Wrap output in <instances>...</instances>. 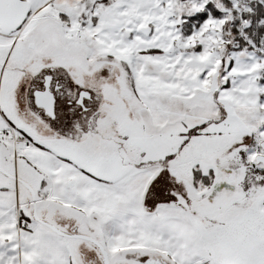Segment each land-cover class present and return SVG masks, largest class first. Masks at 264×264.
<instances>
[{
    "label": "rangeland",
    "instance_id": "374dc122",
    "mask_svg": "<svg viewBox=\"0 0 264 264\" xmlns=\"http://www.w3.org/2000/svg\"><path fill=\"white\" fill-rule=\"evenodd\" d=\"M63 3H54L44 13L32 15L30 11L15 33L20 37L31 31L26 52L39 48L33 30L50 25L68 30L62 42L70 46L71 53L78 52L81 44L86 49L81 52L91 53L96 63L97 55L110 54V102L106 98L99 103L88 124L65 120V109L57 119L43 124L35 110L28 111L27 83H21L17 93L26 94V111L37 122L34 129L24 132L34 148L18 156L0 138V167L14 174L19 160L31 164L29 177H34L32 185L41 204L38 210L46 208L52 220L58 216L56 225L64 230L65 224L57 220L72 217L80 233L104 245L112 263L132 264L145 257V251L115 249L111 236L119 228L144 229L148 226L144 216L149 213L150 221L165 224L161 229L167 228L172 237L171 242L170 237H152L149 246L157 255L173 261L170 250L178 245L189 258L203 257L195 264L245 260L264 264V217H259L264 215V166L255 162L256 149L264 142V10L260 15L253 12L257 3L264 9V0ZM200 10L210 16L184 35L182 22ZM75 28L83 29L76 33ZM87 34L89 38H78ZM54 52L51 60L74 59L64 47ZM4 57L0 55V60ZM19 65L11 58L9 71L0 67V130L7 123L19 128L4 118L9 116L5 76L16 80L14 67ZM29 66L36 68L34 62ZM100 95L105 97L98 92V101ZM19 106L21 110L25 107L23 103ZM56 137L61 141L51 142ZM63 138H75V148L79 145L108 158L92 162L94 171L105 176L91 175L68 160L73 158V144ZM196 170L207 174L209 183L203 177L195 178ZM1 182L11 180L0 172ZM55 184L69 194L59 188L52 192ZM20 192L29 200L28 208L17 206V195H8L9 205L14 201L15 215L19 210L32 217L30 192L25 186H20ZM97 196H109L105 200L114 199V206L101 209ZM29 221L27 228L36 225ZM68 244L74 264H104L92 242L68 238ZM132 248L142 250L141 246Z\"/></svg>",
    "mask_w": 264,
    "mask_h": 264
},
{
    "label": "flooded vegetation",
    "instance_id": "af4514ba",
    "mask_svg": "<svg viewBox=\"0 0 264 264\" xmlns=\"http://www.w3.org/2000/svg\"><path fill=\"white\" fill-rule=\"evenodd\" d=\"M19 28H22V26ZM75 29L76 33H78L83 28ZM65 31L68 30L65 29L64 31H61L59 28H50V25L46 26L45 30H33L31 35L40 44L39 48H32L29 52H26V40L29 37V32L31 31H28V34L25 32L20 37L18 33H14L15 43L11 47V50L3 52L0 49V55L3 57L5 56L4 60H0V67L3 71H9L8 61L11 58L17 59L20 62L19 66L14 67V69L18 70L16 80L15 76H8L7 78L5 76L6 88L4 89V101L6 103V108L9 111V116L6 115L4 118L6 121L14 123L25 131L27 128L34 129L37 122L32 121L30 116L34 117V115H31L30 112L28 113L26 111V94L22 93L21 95H18L17 93V86L21 83L24 85L27 83V102L30 106L27 108L29 109L28 111H31V109L35 110V114L43 124H47V121L50 119H57L58 112H60L61 109H65V111H63L65 120L72 118L74 120L73 123H82L85 121V123L87 122L88 124L90 123L92 117H94L96 110L99 108V103H102L106 100V98H108V100L110 99V86L107 85L111 77L112 62L110 61V54L105 55L101 53L97 55L98 57L96 63L95 57H90L91 53L86 51L81 52L85 49L81 44L78 45V52L71 53V51H69L71 50L70 46H67V43L63 44L62 42V40H65L67 37ZM88 31L91 32L90 30ZM59 32H61V34ZM84 36L89 38L88 34L79 35L78 38L82 39ZM15 45H17V48L12 53ZM62 47L68 50L69 55L74 56L73 60H69L68 58H65L64 60L63 58H58L56 61L51 60V56L55 55L54 51L59 48L61 49ZM92 51L97 53L94 48H92ZM32 62L36 64L35 69H32L29 66ZM26 70H28L29 73H26L25 75ZM3 79L4 77L2 78V81ZM98 92L105 94V97L100 95L99 101L97 99ZM21 103L25 105L23 110H21L19 106ZM96 103L99 105L95 108L94 104ZM50 105L53 110H50ZM65 140L73 144V151L70 152L73 158L68 160L75 161L80 168L82 167L83 169H87L91 172V170H94L92 162L99 161L100 159H107L105 157H97L82 147L80 148L79 145V147L76 146L77 148H75V144L73 143V140H77L75 138ZM58 141H61V139L58 140L57 137L54 138V140L51 139V142L58 143ZM57 143L56 147L60 150ZM59 143V145H61L62 142ZM65 149L68 151V148ZM19 164L20 167H22V173L16 171V174L23 178L27 183L33 184L34 177H29V173H31V175L33 173L29 170L30 165L28 162L25 165L24 163H19L18 161L17 165ZM26 166H28V168ZM24 171H26V176L24 175L25 173H23ZM70 180L71 179L68 180V184ZM38 206H41V204H38L37 201V211H39ZM46 210V208L44 210H40L38 212L39 215L42 218L56 223V220L54 219H56V217L58 218V216H53L54 219L52 220L47 216ZM60 222L65 224L67 232L80 231L78 225L72 218L58 219L57 223ZM153 253L154 252L152 251L147 252L142 260L136 261L132 264H176L175 262L160 256V254L157 255ZM99 255L102 257L101 253H99ZM93 259L94 257L90 260L93 261ZM110 264L116 263H112V261H110Z\"/></svg>",
    "mask_w": 264,
    "mask_h": 264
},
{
    "label": "crops",
    "instance_id": "0c3cea01",
    "mask_svg": "<svg viewBox=\"0 0 264 264\" xmlns=\"http://www.w3.org/2000/svg\"><path fill=\"white\" fill-rule=\"evenodd\" d=\"M29 1L31 3L30 11L32 12V15L36 13H44V11L47 12L46 10L56 2L63 3L62 0ZM74 1L75 0H65L63 5L71 6ZM14 40L15 34H7L0 30V49L3 52L11 50V47L15 43ZM1 142L5 143L3 140H1ZM20 155L21 153L18 154V156ZM19 163L23 162L19 160ZM21 169L22 167H20V164L17 165L16 170L22 172ZM23 173L26 174V171ZM70 178L71 177H69V179ZM65 179L66 175L63 177V180ZM9 180H11L10 183H0V264H74L73 256L68 244V238H64L40 224L27 228L26 217L24 216L25 213L18 210L17 215L14 214V211L16 210L13 207L14 201H12L9 205L11 196H18L17 200L19 203L17 206L20 208H26L29 200L26 198L24 193L20 192V186L22 185L15 180ZM58 188L59 190H63L62 194H69L66 189L58 187L56 184L53 191H51L55 193ZM9 194L11 196H8ZM109 196H97L95 201H97V204L101 209L109 210L111 206H114L112 202L114 199L105 200ZM101 199L102 201L99 202ZM9 210H11L10 213L8 212ZM119 212L121 213L119 220L123 221L124 215L121 210H119ZM147 215L150 214L147 213ZM147 215L145 214L144 221H147L146 224L148 226L144 229L122 230L119 228V230H117L118 232L111 236V238H113L112 241L115 249H120L119 251L121 252H131L135 250L145 251L146 253L151 251L153 252L155 249H150L149 245L151 244L152 237L154 235H160L161 239L163 238L165 240L170 237L168 241L171 242L172 237L169 230L167 228L161 229V225L165 226V224L157 225L155 221H150V218L147 217ZM136 232H138V234H136ZM133 246H141L142 250L141 248H132ZM171 248L172 250L170 251L174 254L172 255L173 262L176 264H192L203 258L202 256L191 258L187 257L188 255L186 254L185 249L178 247V245L172 246Z\"/></svg>",
    "mask_w": 264,
    "mask_h": 264
},
{
    "label": "water",
    "instance_id": "95a60500",
    "mask_svg": "<svg viewBox=\"0 0 264 264\" xmlns=\"http://www.w3.org/2000/svg\"><path fill=\"white\" fill-rule=\"evenodd\" d=\"M29 11H30V1L28 0H0V29L5 33H12L18 30L19 27H21L25 22L29 14ZM50 110H53L51 105H50ZM262 146L264 148V142H262ZM255 162L258 164H262L264 166V154L257 155L255 157ZM0 172L6 175L7 177L23 184L29 190L33 202L32 216L36 222H39L40 224L50 228L52 231H54L56 234L62 237L80 238L92 242L100 250L104 264H110L108 251L99 240L84 233L67 232L61 229L60 227H58L57 225L53 224L52 222L42 218L37 211V199L34 188L21 177L12 174L10 172H7L1 167H0Z\"/></svg>",
    "mask_w": 264,
    "mask_h": 264
},
{
    "label": "trees",
    "instance_id": "16d2710c",
    "mask_svg": "<svg viewBox=\"0 0 264 264\" xmlns=\"http://www.w3.org/2000/svg\"><path fill=\"white\" fill-rule=\"evenodd\" d=\"M184 1V0H183ZM263 8L261 6V4L257 3L256 4V10H254L253 12H255L256 14L260 15L262 14L263 12ZM209 12L208 11H204V10H200L199 12H197L196 14L194 15H191V16H187L186 19L182 22L181 24V31L184 35L186 34H189L191 33L194 29H198L202 23L209 17ZM23 131V130H22ZM73 151V146L70 147V152ZM104 160H109L108 158L107 159H104ZM102 168H105V166H101ZM95 168V167H94ZM97 169V168H96ZM103 171V170H102ZM211 171V170H210ZM192 172V170H191ZM194 175H195V178L199 177V178H205V181L207 183H209V180H210V177L207 175V174H204L202 173L201 170H196L194 171ZM211 183V182H210ZM214 184H209L207 186H213ZM219 186V184H218ZM264 205V203H263ZM24 216L26 217V223L30 222L29 220H31L33 223L35 224H38L36 223L32 217H29L28 215L24 214ZM70 217V216H69ZM260 218L261 217H264L263 216H259ZM72 218V217H70ZM74 222L78 225V223L74 220ZM79 226V225H78ZM257 260V259H256ZM256 263V261H254ZM240 264H251V263H248L246 260L243 261L242 263Z\"/></svg>",
    "mask_w": 264,
    "mask_h": 264
},
{
    "label": "built area",
    "instance_id": "2783aa9c",
    "mask_svg": "<svg viewBox=\"0 0 264 264\" xmlns=\"http://www.w3.org/2000/svg\"><path fill=\"white\" fill-rule=\"evenodd\" d=\"M1 137L14 144L17 149H26L32 146V143L22 134H18L15 131L4 129L1 131ZM263 152L261 146L256 149V153L260 154Z\"/></svg>",
    "mask_w": 264,
    "mask_h": 264
}]
</instances>
